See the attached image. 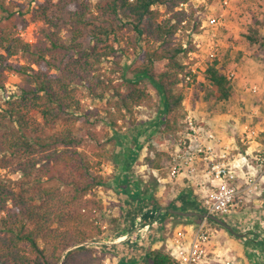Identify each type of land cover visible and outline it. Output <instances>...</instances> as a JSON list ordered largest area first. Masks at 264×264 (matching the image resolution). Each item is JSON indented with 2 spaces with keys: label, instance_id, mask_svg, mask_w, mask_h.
Returning a JSON list of instances; mask_svg holds the SVG:
<instances>
[{
  "label": "trees",
  "instance_id": "1",
  "mask_svg": "<svg viewBox=\"0 0 264 264\" xmlns=\"http://www.w3.org/2000/svg\"><path fill=\"white\" fill-rule=\"evenodd\" d=\"M73 1L42 0L27 19L12 12L13 0H0V91L6 88L8 72L18 73L23 81L20 93L0 111V170L20 175L13 179L0 172V229L5 233L0 236V264H103L105 254L99 255L87 243L103 237L98 213L104 204L93 192L108 185V180L94 174L104 154L97 153L95 162L86 152L103 139L94 128L78 125L77 115L84 110L79 85L97 99L113 91L119 119L129 117L131 126H140L137 141L138 135L151 130L136 120L137 108L150 105L153 99L142 87L143 81L162 96L161 132L167 138L177 137L182 130L186 90L201 83L185 78L189 68L185 61L197 51L195 40L187 45L177 42L183 29L193 27L195 35L202 32V18L197 22L199 10L192 0H99L95 11L87 4L76 8ZM181 4H188V9H179ZM121 17L124 26L133 28L140 38L135 48L139 59L129 70L127 92L98 74L106 59L118 57L116 33ZM31 20L46 25L44 40L35 44L19 35ZM67 28L69 41L62 36ZM248 38L264 47V38L261 42ZM19 54L26 63L13 61ZM205 65L204 77L211 85L206 100H229L233 80L222 71L220 59ZM158 156L168 161L167 153ZM146 159L149 167L164 170L151 156ZM120 187L125 209L141 205L152 212L148 213L152 218L161 209L155 197L142 196L129 179ZM197 201L193 191L185 189L167 209L187 211L194 206L204 212ZM142 256L140 262L121 264H178L164 248L151 246Z\"/></svg>",
  "mask_w": 264,
  "mask_h": 264
},
{
  "label": "rangeland",
  "instance_id": "2",
  "mask_svg": "<svg viewBox=\"0 0 264 264\" xmlns=\"http://www.w3.org/2000/svg\"><path fill=\"white\" fill-rule=\"evenodd\" d=\"M13 1L14 6H11L12 12L17 16L23 15L25 18L31 19L33 10L38 8V3L42 0ZM258 1L259 0L233 1L232 7L228 10L229 13L227 15V19L241 25L240 30L234 31L236 34H239L241 38L239 37L238 40H234V33L231 29L221 28V31L219 30L217 34V40L225 42L232 41L235 43L239 40H249L248 37H251L253 40L261 42L264 35L260 33L258 26L262 25L264 17H261V14L257 13L255 9ZM8 2H10V0H8ZM98 2L99 0H74L73 6L79 8L81 4H87L93 11H95V6ZM221 3V0H204V2L198 7L199 12L198 20L196 19L197 22L201 20V18L204 19L209 15L210 10L208 9V5L211 4L220 7ZM258 7L262 8L264 6L258 4ZM160 10L164 12V7H160ZM262 14H264V11ZM245 17H247V22L244 19ZM92 20L97 21L94 18H92ZM119 20V26L121 29L116 33V36L118 37V39H116V45L119 50L118 59H106L100 66L98 74L101 75L102 79L108 81L112 79L115 85H119L122 87L124 92H127L130 88V84L128 82V78H130L129 70L139 59V54L135 48L136 45L139 44L140 38L133 28L124 26L126 21L122 17ZM45 27L46 25L43 22H34L31 20L28 28L20 31L19 35L28 42L35 44L44 40L43 28ZM62 36L68 41L72 38L71 32L68 28L62 32ZM109 38V41H113L114 37L112 35ZM195 38L196 35L193 33V27H191L190 29H183L178 34L177 42L187 45L191 40H195ZM143 40L144 42L142 46L145 48L148 47L145 43V39ZM156 46L158 45L156 44ZM218 47L217 51H219L218 54L221 55V65V62L223 63L221 52L222 44L220 43V46L218 44ZM13 61L15 63H26L22 54L13 58ZM205 62H207V60H205ZM221 69L224 73L229 72L225 66H221ZM141 85L151 93L153 99L150 105H144L137 108L136 120L137 122L139 119L142 120L139 122L141 125H145V123L147 124V126L143 127V129L147 130L151 127V130L144 131L142 134L138 135L137 141L135 140V132H138L139 125L134 127V129L133 126H131V119L129 117H127L126 120L119 119V114L116 110V106L119 102L113 91L107 92L104 99H97L89 93L84 85H79L84 110L77 115L78 125L94 128L100 132L103 139L102 143L94 144L92 149L87 148L86 152L89 153V157L95 162H98L99 160L97 153L104 154L102 164L98 166L96 169L97 171H94V174H100L107 178L108 185L99 187L93 192L94 196L102 200L104 204V209L98 213L100 224L104 232V238L114 237L121 229H124V219L130 220L135 218L136 215L144 213L143 209L145 207L141 208V205L136 208L133 207L135 208L134 211L125 209V205L120 197V186L124 184L126 179L130 180L133 188L138 189L142 196L144 195V197H146L147 195H150L155 197L160 207L164 209L162 222L159 223L158 226L153 225L149 231L153 230L154 234L155 232H159L161 234L163 233L166 237V234L172 232L176 226L181 223H185V220H181V218H173L170 215H166L168 212H171L167 209L169 205H175L179 194L185 189L179 186L172 188L171 185L161 182L160 179L167 177L166 169L160 171L149 167L147 164L146 158L151 156L154 161L166 167L168 162L166 160L167 158L165 156L159 158L158 153H164V150L175 140L176 137L167 138L161 132V128L163 127L160 122L161 114L163 113L161 94L155 90L149 81H143ZM22 86V77L18 73H7L6 88L0 91V111L6 108L7 102L10 98L20 93ZM210 88L211 85L205 78L202 79L200 85H195L194 87L187 89L185 107L189 108V110L198 109L201 112V117L204 116V113L211 114L218 111L219 108L222 109V107L218 108V101L206 100V95L207 92L210 91ZM113 121L117 122L118 126L115 127L113 125ZM149 122L152 124L148 125ZM0 172H2V174H4L7 178L17 179L20 177V175L13 174L9 171L0 170ZM165 185L166 189H164ZM249 207L250 209H248V213L252 212V215L256 214V218H262L264 221V194L259 198V200L251 203ZM156 213L157 212L155 211L154 216H156ZM252 215L249 214V217H252ZM154 216L152 220H154ZM121 218L123 221H120ZM223 219L225 220V218ZM144 221L145 223H148L150 219L145 218ZM190 222L197 223L199 221L193 219L190 220ZM127 226L130 225L128 224ZM211 227L217 230V237L213 243L214 249L218 250L222 254L230 256L231 258H235V264H264V244L261 245L263 249L262 256L260 258H255L252 245H248V241H245L244 238H237L232 235L229 230L218 223H212ZM233 228L239 234H247L244 226H241L240 224ZM261 230V234L256 235L258 237L256 239L258 243H264V226ZM4 235V231L0 229V236ZM137 239L138 237H135V240ZM151 246L154 247L153 243H149L146 239L141 240L140 243H128L125 248H130L127 251H123V254L127 252L132 255L142 256L145 248H149ZM109 255L110 258L113 259L114 254H106L105 257Z\"/></svg>",
  "mask_w": 264,
  "mask_h": 264
},
{
  "label": "built area",
  "instance_id": "3",
  "mask_svg": "<svg viewBox=\"0 0 264 264\" xmlns=\"http://www.w3.org/2000/svg\"><path fill=\"white\" fill-rule=\"evenodd\" d=\"M221 1L220 7L210 4L209 15L202 19V32L196 34L194 41L197 51L189 53L185 61L189 66L185 76L187 82H194L196 78L199 83L205 79L204 71L199 66L200 58L206 57L204 60L212 61L218 57L217 34L227 25L228 10L233 4V0ZM203 2L192 0L196 7ZM179 9H188V4H181ZM228 77L233 80L235 73L231 72ZM250 91L259 94L260 88L255 85ZM186 110L182 130L164 150L169 156L164 168L167 177L160 181L172 188L191 189L204 212L222 220L225 218L224 221L233 227L239 224L244 226L248 234L244 239L255 241L252 249L255 258H260L263 249L256 235L261 234L264 221L256 218V214L248 213V209L264 194V151L251 149L252 144L264 135V121L261 125L239 122L223 129L212 125L207 116H197L187 107ZM148 213L152 214L146 208L138 219ZM157 215L154 220L149 217L145 234L139 227L140 223L136 222L127 232L121 229L123 234L96 239L87 245L95 248L99 255L114 254L113 259L110 255L105 257L103 264H118L117 257L128 249L125 246L140 243L143 239L153 243L152 248H164L178 264H235V258L214 249L217 230L211 227L212 222L208 219L180 224L165 237L159 232L154 234L153 230L149 231L153 225L158 226L161 219ZM135 237L138 239L135 240Z\"/></svg>",
  "mask_w": 264,
  "mask_h": 264
},
{
  "label": "crops",
  "instance_id": "4",
  "mask_svg": "<svg viewBox=\"0 0 264 264\" xmlns=\"http://www.w3.org/2000/svg\"><path fill=\"white\" fill-rule=\"evenodd\" d=\"M258 4L264 6V0H259L256 3V7H255L257 13L261 14V17H264V14H262V12L264 11V7L259 8ZM244 19L247 22L246 20L247 17H245ZM238 25L239 24H237V22L228 20L227 25L224 27V28H229L233 31L234 40H238V38L240 37L239 34H236L234 32L241 29L240 28L241 25H239V27ZM258 28L260 33L264 35V21L262 22V25L258 26ZM202 37L206 38V36H202ZM241 41L239 40L234 43L232 41L225 42V41L217 40L219 46L220 43L222 44L221 52H222L223 63L221 62L220 66H225V68L229 70L228 73L225 72L228 75L231 72L235 73V78L232 81L233 95L229 100L218 101L219 103L218 108L222 107V109L219 108L218 111H215L211 114L204 113V116H207L210 119L212 125L223 129L227 128L228 126H232L234 124L238 125L239 122L253 124V125H261V123L264 121V47H261L259 43L251 42L250 40H244V41L241 40ZM220 56L221 55L218 54V58L221 60ZM204 58L202 57L198 61L201 70L205 72L206 62ZM255 85H257L260 88L259 94H253L250 91L251 88ZM192 112L197 116H200L201 114V112L198 109L192 110ZM138 121L140 122L142 120L139 119ZM151 124H152L151 122L148 123V125ZM142 126L146 127L147 124L146 123L145 125L142 124ZM150 128L151 127H149V129ZM251 149L264 151V135L262 136V138H260L258 142L252 144ZM194 204L197 203H193L191 205L193 206ZM134 209L135 208H131V210L133 211ZM145 209L146 208H144L143 210L145 211ZM163 211L164 209L162 208L159 210V212L156 211L157 212L156 214H158L157 217L161 219L159 223H161L163 220ZM194 211L196 210H194V206H193L189 210L183 212H194ZM169 215L172 216L173 218L178 217L181 218V220H185L184 221L185 223H181V224H189L191 223L190 220H193V217L181 216L172 213V211L170 212ZM173 215H177V216H173ZM139 216H141V214L136 215L135 218H132L130 220L124 219L123 227L125 228L122 230L124 232H127L128 230H131L134 227L136 222H139L140 223L139 227L141 228L142 233L145 234V232L148 229V225H145L146 223L144 220L145 218L148 219L151 216L150 214H148L146 216H142L141 219H138ZM128 224L130 226H127ZM119 233L123 234L121 230L119 231ZM129 248L130 247H128V249ZM134 259L140 262L143 260V256L140 255L136 256L126 252L124 254H121L120 257H117V262L118 264H121L122 262L132 261Z\"/></svg>",
  "mask_w": 264,
  "mask_h": 264
},
{
  "label": "water",
  "instance_id": "5",
  "mask_svg": "<svg viewBox=\"0 0 264 264\" xmlns=\"http://www.w3.org/2000/svg\"><path fill=\"white\" fill-rule=\"evenodd\" d=\"M172 213L181 215V216H190V217H195L198 216L202 219H211L213 221H215L216 223L220 224L221 226L225 227L227 230H229L232 234H234L235 236L239 237V238H245L246 234H239L230 224H228L226 221L211 215L207 212H183V211H172Z\"/></svg>",
  "mask_w": 264,
  "mask_h": 264
}]
</instances>
